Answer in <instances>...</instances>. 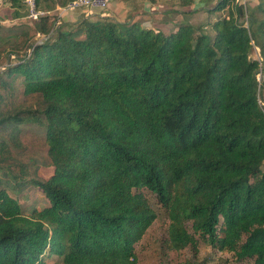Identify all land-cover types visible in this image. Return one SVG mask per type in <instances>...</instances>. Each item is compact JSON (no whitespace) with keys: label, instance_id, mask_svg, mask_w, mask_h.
<instances>
[{"label":"trees","instance_id":"16d2710c","mask_svg":"<svg viewBox=\"0 0 264 264\" xmlns=\"http://www.w3.org/2000/svg\"><path fill=\"white\" fill-rule=\"evenodd\" d=\"M3 1L17 22L0 25V264H139L158 217L147 192L168 250L203 241L264 264V0H218L168 33L29 21ZM37 191L47 203L26 214Z\"/></svg>","mask_w":264,"mask_h":264},{"label":"rangeland","instance_id":"374dc122","mask_svg":"<svg viewBox=\"0 0 264 264\" xmlns=\"http://www.w3.org/2000/svg\"><path fill=\"white\" fill-rule=\"evenodd\" d=\"M248 1V0H247ZM0 25H10L16 23L15 19L11 18V13L4 10V8L8 5L4 4V1L0 0ZM246 0H244V3ZM58 8L55 9L53 14L57 15ZM108 11V10H107ZM215 14L214 11L211 12ZM82 14H85L84 9H76V10H65L61 13L60 17L63 22L75 21L81 17ZM260 17L263 14H259ZM201 20L199 24H202L206 21ZM59 19V18H58ZM246 20L247 17H242V20ZM27 20L31 21V19L27 18ZM198 24V25H199ZM210 31V28L207 27ZM212 34V33H211ZM253 58H260L261 53L260 49H254L252 52ZM2 66H0L1 68ZM259 79H261L262 75L259 74ZM49 173V169L42 168L41 174L47 175ZM153 206L158 212V217L154 221V223L150 226L147 233L143 237V239L137 243L136 251L139 259V264H250L251 261L236 263L233 260L231 253H220L218 251H213L208 247V245L204 244L203 241L199 242L198 251H194L192 247L184 248L180 251L168 250L166 247V239H167V227H168V217L165 210L156 202L155 198L150 192H147ZM23 207L26 210V214L30 213V207L35 205L39 208L43 207L47 201L45 199V195L42 191H37L34 199H22ZM42 264H63L60 259L54 255L51 257L45 258Z\"/></svg>","mask_w":264,"mask_h":264},{"label":"crops","instance_id":"0c3cea01","mask_svg":"<svg viewBox=\"0 0 264 264\" xmlns=\"http://www.w3.org/2000/svg\"><path fill=\"white\" fill-rule=\"evenodd\" d=\"M217 1L193 0L189 5H182L177 0H112L106 16H111L120 22H139L144 27L168 33L182 23L197 26L201 20L207 17L208 8ZM242 1L244 2V0ZM5 9L12 12L8 6ZM84 12L85 14H82L81 17L102 15L101 11L97 9L84 10ZM77 20L69 22L74 23Z\"/></svg>","mask_w":264,"mask_h":264},{"label":"built area","instance_id":"2783aa9c","mask_svg":"<svg viewBox=\"0 0 264 264\" xmlns=\"http://www.w3.org/2000/svg\"><path fill=\"white\" fill-rule=\"evenodd\" d=\"M112 0H72L66 6L58 8V17L59 22H62L60 17L61 13L65 10H76V9H84L86 11L92 10H100L103 16H106V12L109 8V5ZM28 7L27 18L31 19V21L38 20L42 16L51 15L53 11H44L37 8L36 0H24ZM256 49L259 47L255 46ZM12 58H15V55H12ZM260 59V58H259Z\"/></svg>","mask_w":264,"mask_h":264}]
</instances>
